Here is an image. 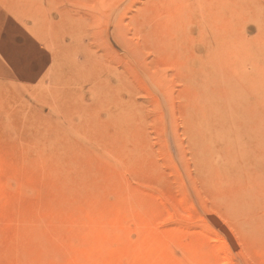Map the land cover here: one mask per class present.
Listing matches in <instances>:
<instances>
[{
	"label": "rangeland",
	"instance_id": "obj_1",
	"mask_svg": "<svg viewBox=\"0 0 264 264\" xmlns=\"http://www.w3.org/2000/svg\"><path fill=\"white\" fill-rule=\"evenodd\" d=\"M0 264H264V0H0Z\"/></svg>",
	"mask_w": 264,
	"mask_h": 264
},
{
	"label": "bare ground",
	"instance_id": "obj_2",
	"mask_svg": "<svg viewBox=\"0 0 264 264\" xmlns=\"http://www.w3.org/2000/svg\"><path fill=\"white\" fill-rule=\"evenodd\" d=\"M174 38H175V37H174ZM250 49H251V48H250ZM249 53H251V51H249ZM251 54H252V53H251ZM251 54H250V55H251ZM249 58H250V57H249ZM237 69H238V68H237ZM239 71H240V70H239ZM230 85H232V84H230ZM232 86H233V85H232ZM204 97H205V96H204ZM206 97H207V96H206ZM236 99H237V98H236ZM201 101H202V100H201ZM201 103H202V102H201ZM201 103H200V104H201ZM201 106H202V105H201ZM205 113H206V112H205Z\"/></svg>",
	"mask_w": 264,
	"mask_h": 264
}]
</instances>
